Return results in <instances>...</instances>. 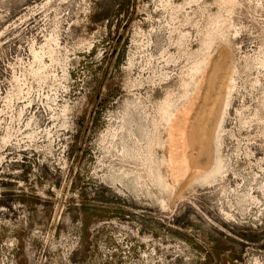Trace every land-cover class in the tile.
<instances>
[{"label": "rangeland", "instance_id": "rangeland-1", "mask_svg": "<svg viewBox=\"0 0 264 264\" xmlns=\"http://www.w3.org/2000/svg\"><path fill=\"white\" fill-rule=\"evenodd\" d=\"M0 264H264V0H0Z\"/></svg>", "mask_w": 264, "mask_h": 264}, {"label": "bare ground", "instance_id": "bare-ground-1", "mask_svg": "<svg viewBox=\"0 0 264 264\" xmlns=\"http://www.w3.org/2000/svg\"><path fill=\"white\" fill-rule=\"evenodd\" d=\"M212 86V85H211ZM210 86V87H211ZM208 88H209V84H208ZM191 111V110H190ZM186 112H188V111H186ZM191 113V112H190ZM186 115V114H185ZM184 121V120H183ZM179 123V122H178ZM185 123H186V121H185ZM177 124V123H176ZM182 124V123H181ZM180 124V125H181ZM175 125V124H174ZM179 125V124H178ZM178 125H177V127H178ZM185 125V124H184ZM176 127V128H177ZM181 127H182V125H181ZM183 129H182V131L180 132V133H178V135H180V137L179 138H177V140L175 141L176 143L174 144L175 145V147H176V144L177 143H179V142H181L182 143V148H183V146H184V148L181 150V151H176V154H177V156L176 157H174L176 160H175V169H177V170H179V168H181V166H180V164H182V166H183V169H185L186 171H189V169L190 168H192L193 166H192V163L191 162H189V160H188V156H187V150H185V149H187L188 147L185 145V143L187 142L186 140L187 139H185V133H186V131H185V126L184 127H182ZM187 130V129H186ZM187 138V137H186ZM172 140H174V139H172ZM186 141V142H185ZM184 144V145H183ZM185 146H186V148H185ZM178 147V146H177ZM176 147V148H177ZM206 148V146L204 145V142H201V141H199V149L201 150H199L200 151V154H199V156H204V154H205V149ZM180 166V167H179ZM218 168H219V166L217 165V166H215L211 171H210V174H215L217 171H218ZM191 170V169H190ZM207 176V174H205V175H203V177L205 178ZM204 178H201L200 177V179L201 180H203Z\"/></svg>", "mask_w": 264, "mask_h": 264}]
</instances>
